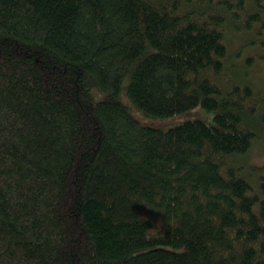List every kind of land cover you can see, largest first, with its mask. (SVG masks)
Masks as SVG:
<instances>
[{
  "label": "trees",
  "instance_id": "obj_1",
  "mask_svg": "<svg viewBox=\"0 0 264 264\" xmlns=\"http://www.w3.org/2000/svg\"><path fill=\"white\" fill-rule=\"evenodd\" d=\"M263 38L264 0H0V264H264Z\"/></svg>",
  "mask_w": 264,
  "mask_h": 264
},
{
  "label": "rangeland",
  "instance_id": "obj_2",
  "mask_svg": "<svg viewBox=\"0 0 264 264\" xmlns=\"http://www.w3.org/2000/svg\"><path fill=\"white\" fill-rule=\"evenodd\" d=\"M248 46L244 51L245 55L253 53L259 56L258 61L256 60L257 62L253 64L250 72L253 73L255 80L258 81V84H260L264 91V38L256 43H251ZM99 95L101 94L99 93ZM133 113L142 124L155 126L164 130L179 125L187 120H193L197 118L208 123L215 122V111L208 110L201 104L196 105L182 113L167 117L145 115L139 110H134ZM262 140L264 141V137ZM250 154L251 158L248 164L254 165L256 167L259 166V168H261L259 170L264 174V142L257 143L254 148H252Z\"/></svg>",
  "mask_w": 264,
  "mask_h": 264
}]
</instances>
